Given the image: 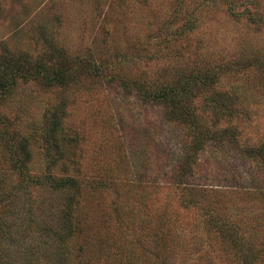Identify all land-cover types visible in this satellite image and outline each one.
I'll return each mask as SVG.
<instances>
[{
	"label": "rangeland",
	"instance_id": "374dc122",
	"mask_svg": "<svg viewBox=\"0 0 264 264\" xmlns=\"http://www.w3.org/2000/svg\"><path fill=\"white\" fill-rule=\"evenodd\" d=\"M256 4L0 0V55L72 78L19 83L0 105L30 175L77 181L70 264L264 262V28L254 23L264 0ZM201 58L220 71V96L202 88L172 109L137 93L198 71ZM3 142L0 186L16 181ZM56 198L30 187V216L13 227L19 245L38 247L33 264H46ZM8 205L0 201V232H10Z\"/></svg>",
	"mask_w": 264,
	"mask_h": 264
},
{
	"label": "trees",
	"instance_id": "16d2710c",
	"mask_svg": "<svg viewBox=\"0 0 264 264\" xmlns=\"http://www.w3.org/2000/svg\"><path fill=\"white\" fill-rule=\"evenodd\" d=\"M256 1V7L259 9L261 5L259 0ZM195 21L188 22L191 29L194 28ZM254 23L264 28V13L258 11ZM201 61L203 65L197 67L198 71H191L187 75H181L175 80L161 84H138L135 89L144 98L163 102L172 106V109L178 105L177 98H191L196 90L202 88H207L212 94L220 96L221 92L216 89L220 71H213L215 66L211 62L202 58ZM71 79L68 69L59 68L48 74L46 67L40 62L33 61L29 56L21 53L10 54L8 52L5 55H0V105L6 102L19 83L41 82L46 87H63L69 84ZM156 86L158 87L156 88ZM232 94L235 95V92ZM172 109L170 113L173 112ZM0 125L4 126V130L0 132V138L4 140L3 147L8 152L10 165L16 173L15 182L10 184L3 182L0 186V201L9 204L6 225L10 228V232H0V264H33L34 261H37V256H34L39 252L38 247L19 245L13 234V227L18 221L30 216V210L26 208L25 203L29 188L44 184L52 193L56 194L57 198L55 202L47 204L45 212L46 242L41 248V250L43 249L41 253L44 255L46 264H70L69 244L77 232V226L73 224V212L79 195L77 181L71 178L55 179L48 174L41 177L30 175L27 166L29 151L25 144L21 142L19 145L12 146L11 140L8 138V121L2 116H0ZM54 130H51L48 137H53ZM259 264H264V262L261 260Z\"/></svg>",
	"mask_w": 264,
	"mask_h": 264
}]
</instances>
